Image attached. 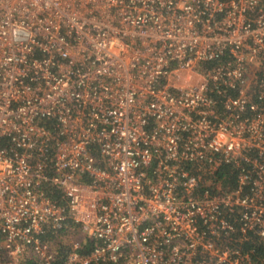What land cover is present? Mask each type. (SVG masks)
I'll list each match as a JSON object with an SVG mask.
<instances>
[{"label":"built area","instance_id":"2783aa9c","mask_svg":"<svg viewBox=\"0 0 264 264\" xmlns=\"http://www.w3.org/2000/svg\"><path fill=\"white\" fill-rule=\"evenodd\" d=\"M0 262L264 264V0H0Z\"/></svg>","mask_w":264,"mask_h":264},{"label":"trees","instance_id":"16d2710c","mask_svg":"<svg viewBox=\"0 0 264 264\" xmlns=\"http://www.w3.org/2000/svg\"><path fill=\"white\" fill-rule=\"evenodd\" d=\"M52 193H53V198H56L57 196H58V193L57 192H53L52 191ZM48 239H50V240H52L56 245H57V247H58V256H62V254H63V252H65L66 250V248H67V245H64L62 242H56V240H55V238H53V237H50L49 238V236H46ZM256 246L258 247V249H260L261 247H260V245H259V243H257L256 244ZM79 252L83 255V254H86L87 252H88V247L87 246H83L81 249H79ZM25 264H35V263H33V262H26Z\"/></svg>","mask_w":264,"mask_h":264},{"label":"rangeland","instance_id":"374dc122","mask_svg":"<svg viewBox=\"0 0 264 264\" xmlns=\"http://www.w3.org/2000/svg\"><path fill=\"white\" fill-rule=\"evenodd\" d=\"M77 236H74V234H72L68 239H67V242L75 239ZM0 264H10V263H7V262H0ZM15 264H24V263H15Z\"/></svg>","mask_w":264,"mask_h":264}]
</instances>
